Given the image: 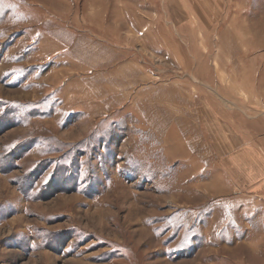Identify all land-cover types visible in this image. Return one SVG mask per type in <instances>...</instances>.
<instances>
[{
	"label": "rangeland",
	"instance_id": "1",
	"mask_svg": "<svg viewBox=\"0 0 264 264\" xmlns=\"http://www.w3.org/2000/svg\"><path fill=\"white\" fill-rule=\"evenodd\" d=\"M257 115L264 0H0V264H264Z\"/></svg>",
	"mask_w": 264,
	"mask_h": 264
},
{
	"label": "crops",
	"instance_id": "2",
	"mask_svg": "<svg viewBox=\"0 0 264 264\" xmlns=\"http://www.w3.org/2000/svg\"><path fill=\"white\" fill-rule=\"evenodd\" d=\"M221 134L225 145L226 177L231 187L239 189L251 188L254 193H260L264 185V120L257 116L247 119L236 116L233 123L228 118ZM258 214H262L264 203L252 202Z\"/></svg>",
	"mask_w": 264,
	"mask_h": 264
}]
</instances>
